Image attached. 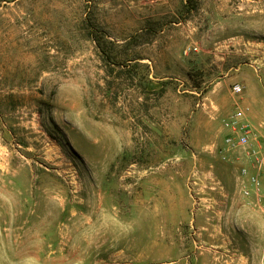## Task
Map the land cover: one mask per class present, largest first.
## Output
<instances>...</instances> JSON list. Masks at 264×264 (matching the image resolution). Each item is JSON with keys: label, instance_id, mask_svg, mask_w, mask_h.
<instances>
[{"label": "rangeland", "instance_id": "1", "mask_svg": "<svg viewBox=\"0 0 264 264\" xmlns=\"http://www.w3.org/2000/svg\"><path fill=\"white\" fill-rule=\"evenodd\" d=\"M243 168L264 190V0H0V264L254 253Z\"/></svg>", "mask_w": 264, "mask_h": 264}, {"label": "crops", "instance_id": "2", "mask_svg": "<svg viewBox=\"0 0 264 264\" xmlns=\"http://www.w3.org/2000/svg\"><path fill=\"white\" fill-rule=\"evenodd\" d=\"M258 209V225L256 230V243L252 248L254 253L245 252L250 247L249 242L242 241L233 243L227 240V235L224 233L223 239L209 233L205 234L203 243L198 245L196 252L195 242L192 250V262L190 264H264L262 261V245L264 242V220ZM229 246H232L230 248Z\"/></svg>", "mask_w": 264, "mask_h": 264}, {"label": "built area", "instance_id": "3", "mask_svg": "<svg viewBox=\"0 0 264 264\" xmlns=\"http://www.w3.org/2000/svg\"><path fill=\"white\" fill-rule=\"evenodd\" d=\"M242 91L241 87L236 86L233 88L235 94H240ZM230 134L226 138L225 142L228 148H241L246 149L249 144L250 138V127L249 124L245 121V113L242 110L237 109L231 117V121L228 124ZM252 155L256 154V150L253 149L250 151ZM259 162V159H256ZM241 177L244 179V194L248 195L247 185H251L259 194L257 198V206L261 212L264 213V190L261 181L253 176H249L248 170L243 168L241 170ZM262 261L264 262V244L262 246Z\"/></svg>", "mask_w": 264, "mask_h": 264}]
</instances>
